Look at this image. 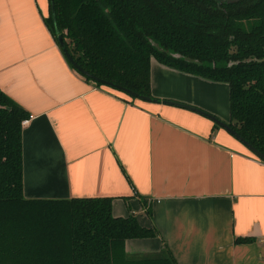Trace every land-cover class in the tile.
Segmentation results:
<instances>
[{
    "label": "crops",
    "instance_id": "1",
    "mask_svg": "<svg viewBox=\"0 0 264 264\" xmlns=\"http://www.w3.org/2000/svg\"><path fill=\"white\" fill-rule=\"evenodd\" d=\"M48 0H0V91L22 126L25 199H112V215L156 231L128 256L176 264H264V162L196 108L229 124V87L151 58L155 101L96 87L45 25ZM236 238H250L235 243Z\"/></svg>",
    "mask_w": 264,
    "mask_h": 264
},
{
    "label": "trees",
    "instance_id": "2",
    "mask_svg": "<svg viewBox=\"0 0 264 264\" xmlns=\"http://www.w3.org/2000/svg\"><path fill=\"white\" fill-rule=\"evenodd\" d=\"M48 1L45 25L84 73L153 102L151 58L226 83L229 127L264 156V0ZM28 117L0 91V264H176L167 250L128 256L127 240L156 231L132 215L114 217L110 198L25 199L21 132Z\"/></svg>",
    "mask_w": 264,
    "mask_h": 264
},
{
    "label": "water",
    "instance_id": "3",
    "mask_svg": "<svg viewBox=\"0 0 264 264\" xmlns=\"http://www.w3.org/2000/svg\"><path fill=\"white\" fill-rule=\"evenodd\" d=\"M54 19V18H53ZM57 41H58V44L60 47L63 46V42H62V39L60 36L57 37ZM63 53H64V56L67 60V62L77 71V73H80L82 75H85L89 78H91L92 80L96 81V82H99L101 83L103 86H106V87H112L113 89L117 90V91H122V93L128 95L129 97L131 98H138L140 100H145V101H149L148 98H145V97H139L138 95H136L135 93H132L130 91H127V90H123L121 89L120 87H117V86H113L111 85L110 83H107V82H104V81H99L93 77H90L89 75H87L86 73H84L81 68H79L74 62L73 60L71 59V57L69 56V54L67 53V51L65 49H63ZM162 103L164 104H168V105H172V106H178V107H181V108H185V109H189V110H192V111H196L197 113L209 118L211 121H213V123H215L216 125H218L219 127L223 128L227 133H229L231 136H233L235 139H237L239 142H241L253 155H255L257 158H259L260 160L264 161V156L262 154H260L259 152H257L253 147H251L248 143H246L241 137H239L235 131H233L229 125L225 124V123H222L220 122L218 119H216L215 117L211 116V115H208L196 108H193V107H189L187 105H184V104H180V103H177V102H174V101H162Z\"/></svg>",
    "mask_w": 264,
    "mask_h": 264
},
{
    "label": "built area",
    "instance_id": "4",
    "mask_svg": "<svg viewBox=\"0 0 264 264\" xmlns=\"http://www.w3.org/2000/svg\"><path fill=\"white\" fill-rule=\"evenodd\" d=\"M31 119V117L29 116L27 119H25L23 122H22V126L26 125L29 120Z\"/></svg>",
    "mask_w": 264,
    "mask_h": 264
},
{
    "label": "rangeland",
    "instance_id": "5",
    "mask_svg": "<svg viewBox=\"0 0 264 264\" xmlns=\"http://www.w3.org/2000/svg\"><path fill=\"white\" fill-rule=\"evenodd\" d=\"M219 1L221 2V1H230V0H219Z\"/></svg>",
    "mask_w": 264,
    "mask_h": 264
}]
</instances>
